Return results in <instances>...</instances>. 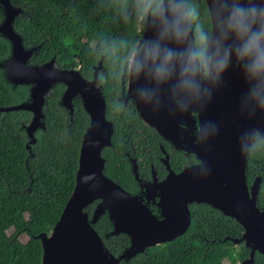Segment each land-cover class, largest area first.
<instances>
[{
    "label": "water",
    "instance_id": "1",
    "mask_svg": "<svg viewBox=\"0 0 264 264\" xmlns=\"http://www.w3.org/2000/svg\"><path fill=\"white\" fill-rule=\"evenodd\" d=\"M203 1L211 26L199 50L189 0H159L152 11L144 0L146 13L129 60L123 99L133 103L144 124L178 150L192 154L196 162L175 173L165 155L166 176L158 180L151 166V178L146 180L139 177L136 159L131 158L138 190L129 192L104 173L102 149L111 145L113 124L105 116L99 84L101 59L90 79L78 68L60 67L54 58L31 64L37 47H25L13 27L21 9L0 0L4 15L0 35L10 46L0 67L9 83L29 86L27 100L0 106V112L28 110L31 120L25 130L28 143H34V132L45 127V97L62 83L61 105L72 115L73 99L79 97L89 117L72 191L50 231L35 236L42 249L40 264H120L184 233L192 203H204L242 226L239 238H224L248 249L238 264H254L255 252L264 256V202L260 205L257 198L260 177L250 185L246 178L251 145L256 137L264 144V135L254 131L230 151H219L216 145L217 133L244 110L242 99L254 94V100L264 105V0ZM93 202L89 216L85 208ZM103 213L111 222L109 235L128 236V246L118 255L109 251L93 227Z\"/></svg>",
    "mask_w": 264,
    "mask_h": 264
},
{
    "label": "trees",
    "instance_id": "2",
    "mask_svg": "<svg viewBox=\"0 0 264 264\" xmlns=\"http://www.w3.org/2000/svg\"><path fill=\"white\" fill-rule=\"evenodd\" d=\"M21 9L13 21L14 30L25 47H37L29 62L41 64L54 58L62 68H78L90 79L98 71L105 100V116L113 124L111 145L102 149L104 173L129 192L138 190L125 154L138 164L139 177L150 175L149 164L162 178L163 165L157 157L160 144L167 145L155 130L144 124L133 104L122 108L121 94L130 57L140 38L144 0H9ZM159 0H146L152 11ZM196 46L204 48V35L211 26L203 0H189ZM0 6V22L3 20ZM9 42L0 35V62L8 57ZM65 86L56 83L45 97L44 129L34 132L28 143V110L0 112V264H40L41 245L35 236L48 233L57 221L75 183L79 147L89 117L79 97L73 99V113L61 105ZM29 97L28 85L9 83L0 67V106L15 105ZM140 130V131H139ZM29 145V148L27 147ZM132 146L135 152L132 151ZM142 157V159H140ZM196 162L193 156L170 154V167L179 171ZM259 175L258 203L264 202V144L256 139L250 148L246 170L248 185ZM95 202L85 210L89 216ZM190 225L174 239L148 247L128 262L120 264H238L248 256L239 238L242 226L210 206L189 205ZM109 251L118 255L128 245V236L109 235L112 226L103 213L93 224ZM25 234L26 241L20 236ZM254 264H264V256L254 254Z\"/></svg>",
    "mask_w": 264,
    "mask_h": 264
},
{
    "label": "bare ground",
    "instance_id": "3",
    "mask_svg": "<svg viewBox=\"0 0 264 264\" xmlns=\"http://www.w3.org/2000/svg\"><path fill=\"white\" fill-rule=\"evenodd\" d=\"M223 90V88H222ZM252 91H249L251 95ZM240 95V94H239ZM254 94L247 100H241L244 110L236 114L223 127L222 132L217 133L216 145L219 151H230L240 142L252 136L254 131L264 135V105L254 100ZM216 122V110L210 111ZM219 130V129H218ZM208 145L211 141L207 142Z\"/></svg>",
    "mask_w": 264,
    "mask_h": 264
},
{
    "label": "flooded vegetation",
    "instance_id": "4",
    "mask_svg": "<svg viewBox=\"0 0 264 264\" xmlns=\"http://www.w3.org/2000/svg\"><path fill=\"white\" fill-rule=\"evenodd\" d=\"M128 71V70H127ZM99 76V75H98ZM99 84H100V79H99ZM126 84H127V79L124 81V83H123V87H122V94H121V101H122V108L123 107H125L126 105H128L129 103H131L130 101H125L124 99H123V96H124V94H125V91H126ZM131 104H133V103H131ZM134 106V105H133ZM134 109H135V107H134ZM136 111V110H135ZM137 113V112H136ZM138 115V114H137ZM140 131V130H139ZM156 132V131H155ZM157 133V132H156ZM158 134V133H157ZM159 135V134H158ZM160 136V135H159ZM160 138L163 140V141H165V143H166V147H167V150H168V152L166 151V149H164L163 148V146L160 144V152H161V154L157 157V159H158V161L163 165V168H164V170H165V174H164V176L162 177V178H159L158 176H157V172H156V169H155V176L157 177V179L158 180H161V179H163L165 176H166V174L168 173V168L166 167V165L163 163V161H162V159H164V157H165V155L167 156V160H168V165H169V168L172 170V171H174L175 173H177V172H179V171H175V170H173L171 167H170V164H169V153L170 154H182L183 156H193L192 154H185L184 152H182V151H180V150H178L173 144H171L169 141H167V140H165V139H163L161 136H160ZM132 151L133 152H135V150H134V147L132 146ZM125 154L127 155V158H128V160H129V162H130V159L131 158H135L136 159V157L133 155V156H131L130 155V152L129 151H126L125 152ZM194 157V156H193ZM140 159H142V157L140 158ZM136 163H137V159H136ZM137 166H138V164H137ZM151 166H153L151 163L149 164V170H150V175H149V177H147V178H142V179H146V180H148V179H150L151 178ZM154 167V166H153ZM184 167H186V166H184ZM183 167V168H184ZM182 168V169H183ZM181 169V170H182ZM259 175H256L254 178H253V180L255 179V178H257ZM260 177V176H259ZM141 178V177H140ZM252 180V181H253ZM137 182V181H136ZM252 183V182H251ZM137 186H138V184H137ZM151 208L153 209V211L154 212H156L157 211V209L153 206V205H151ZM128 242H129V239H128ZM129 244V243H128ZM128 246V245H127ZM126 246V247H127ZM125 247V248H126ZM124 248V249H125ZM123 249V250H124ZM122 250V251H123ZM142 252H144V250L142 251ZM141 253V252H140ZM138 254V253H137ZM134 257V256H133ZM133 257H131V258H133ZM130 258V259H131ZM130 259H128V260H121V262H128Z\"/></svg>",
    "mask_w": 264,
    "mask_h": 264
},
{
    "label": "rangeland",
    "instance_id": "5",
    "mask_svg": "<svg viewBox=\"0 0 264 264\" xmlns=\"http://www.w3.org/2000/svg\"><path fill=\"white\" fill-rule=\"evenodd\" d=\"M256 139H258V138L256 137L255 140H256ZM26 239H27V236H26L25 234H22V235L20 236V241H21V242L26 241Z\"/></svg>",
    "mask_w": 264,
    "mask_h": 264
}]
</instances>
